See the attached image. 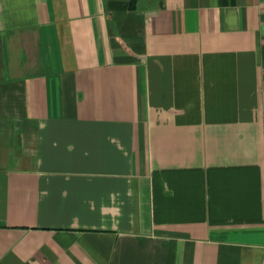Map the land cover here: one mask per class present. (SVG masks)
Instances as JSON below:
<instances>
[{
	"label": "crops",
	"instance_id": "0c3cea01",
	"mask_svg": "<svg viewBox=\"0 0 264 264\" xmlns=\"http://www.w3.org/2000/svg\"><path fill=\"white\" fill-rule=\"evenodd\" d=\"M0 264H264V0H0Z\"/></svg>",
	"mask_w": 264,
	"mask_h": 264
}]
</instances>
